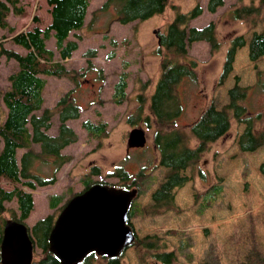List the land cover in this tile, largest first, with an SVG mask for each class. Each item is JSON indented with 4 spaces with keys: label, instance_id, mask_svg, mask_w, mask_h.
<instances>
[{
    "label": "rangeland",
    "instance_id": "1",
    "mask_svg": "<svg viewBox=\"0 0 264 264\" xmlns=\"http://www.w3.org/2000/svg\"><path fill=\"white\" fill-rule=\"evenodd\" d=\"M103 1L89 0L83 26L69 32L68 37L78 42L69 57L59 56L52 35L45 42L53 49L54 59L72 69L74 77L45 75L42 107H54L69 91L70 97L81 108L77 118L67 121L78 135L76 141L61 149L70 159L56 171L55 182L31 190L35 204L26 219L30 233L31 224L53 210L48 203L50 194L69 196L84 187V177L118 186H138L135 179L140 180L139 177L144 175L141 186H138L141 193L135 198V205L139 208L132 217L139 238L122 254L121 264H152L156 257L151 250L144 249L143 241H149L153 235L160 237L162 250L174 253L170 264H237L251 249L264 254V174L259 170V164L264 160V144L255 150H242L237 139L244 124L235 118H231L229 130L208 142L197 160L184 170L189 178L176 189L174 205L147 212L151 205L148 202L152 201L151 193L168 169L158 164L159 151L153 142L158 125L149 110V97L160 76V62L164 55L173 61L194 59L196 62L194 75L186 74L176 85L182 108L172 124L166 125L169 128L184 129L187 134L188 124L208 104L221 108L228 102L227 90L236 79L239 85L247 86L245 101L248 108L262 110L264 120V86L259 84L264 81V55L252 60L248 57L247 44L238 47L232 69L222 83H217L231 37L243 33L248 39L254 29L261 27V24L251 26L249 18H234L233 7L251 1L257 3L258 0H224L214 12L207 9V0H168L162 12L127 23L116 20L117 10L113 6L101 7ZM196 1L203 10L189 24L202 26L210 20L215 21L220 41L218 48L213 52L207 40H195L188 45L184 55L171 54L164 48L158 52V33L166 31L168 22L178 10L186 11ZM20 3L26 8V15H16L11 10L8 15V21L15 29L31 25L34 14L39 16L42 25L49 22L47 0H20ZM0 33L7 36L3 40L4 46L26 51L11 41L8 30L0 29ZM111 37L116 39L115 45L110 43ZM91 47L96 49L95 55L85 56L84 52ZM112 50L115 54L108 58L107 54ZM16 68L15 59L0 56L1 91L9 86L8 75ZM258 69L262 71L259 80ZM121 71L128 72L126 94L123 101L117 103L112 97L113 84ZM0 106L2 116L5 107L1 99ZM140 106L142 117L147 115L150 124L139 117ZM85 119L105 123V133L98 137L91 135L82 126ZM58 125V116L54 113L48 132L56 133ZM133 126L143 127L147 140L144 146L126 151L127 135ZM196 142L191 135L190 145ZM22 151L23 148L17 149V156ZM93 165L98 166L97 173L91 172ZM119 169L127 172V179L110 174ZM49 172L46 170V174ZM4 184L10 186L6 181ZM218 185L220 190L208 204L202 205L203 195ZM5 205L4 218H10L16 202L12 199L5 201ZM2 218L3 214H0ZM33 252L35 257L42 254L37 246Z\"/></svg>",
    "mask_w": 264,
    "mask_h": 264
},
{
    "label": "trees",
    "instance_id": "2",
    "mask_svg": "<svg viewBox=\"0 0 264 264\" xmlns=\"http://www.w3.org/2000/svg\"><path fill=\"white\" fill-rule=\"evenodd\" d=\"M167 2L168 0H104L101 7L113 6L117 10L116 20L127 23L162 12ZM223 3L224 0H207L206 7L214 12ZM47 4L49 22L42 25L39 16L34 14L33 23L29 27L16 30L8 21L9 12L11 10L16 15L24 16L27 13L26 8L21 5L20 0H0V29L8 30L11 41L26 49V52L22 53L4 46L3 40L7 36L0 33V56L5 55L6 58H13L17 62V68L8 75L9 86L3 91L0 90V99L5 107L3 115L0 116V214L1 216L3 214V218L0 219V240L2 225L6 219L5 201L14 199L16 207L11 210V218L27 223L26 219L34 208L31 189L55 182L56 171L70 159L68 154L61 152V149L76 141L78 137L67 121L77 118L81 107L70 97L69 91L58 99L54 107H42L45 75L74 77L72 69L54 59L53 49L47 47L45 42L52 35L59 56L69 57L78 47V42L69 38L68 34L71 30L83 26L89 0H47ZM202 10L198 1L186 11L178 10L174 18L168 22L166 31L158 33L160 45L158 52L164 48L171 54L184 55L188 45L195 40H207L211 51L214 52L220 45L215 21L210 20L202 26L189 24V21ZM233 13L234 18L245 20L249 18L251 26L261 24V27L254 29L248 39L243 33H236L231 37L217 83H222L232 69L238 47L247 44L248 57L252 60L264 55V0L235 6ZM109 41L112 45L116 44L113 37ZM95 53L96 49L92 47L84 52L85 56H92ZM114 54L112 50L107 57L111 58ZM87 62L89 64L90 60L87 59ZM195 63L194 59L173 61L168 55H164L160 62V76L149 97V110L158 125L153 136V142L159 151L158 164L168 169L164 179L151 193L154 203L149 205L147 212L174 205L176 189L189 178L184 170L197 160L208 142L216 140L229 130L231 118L244 124L237 139L242 150H255L264 144L263 111H252L248 108L245 101L247 86L239 85L237 79L227 90L228 102L221 108H217L213 103L208 104L200 115L188 124L187 134L184 129L166 126L172 124L182 108L176 85L186 74L194 75ZM261 73L262 71L258 69V80ZM127 74V71H121L113 84L112 97L117 103H121L125 97ZM259 84L264 86V81H260ZM140 111L141 106L138 115L150 124L149 117L147 115L142 117ZM54 113H57L59 125L56 133L52 134L48 132V128ZM82 126L93 136L98 137L105 133L103 122L93 123L85 119ZM191 135L197 140L193 146L189 143ZM19 148H23V151L17 156ZM48 169L50 172L46 174ZM259 170L264 174V160L260 162ZM91 172L97 173L98 166L93 165ZM110 174L118 175L123 180L128 176L123 169ZM141 175L142 173L139 176ZM143 178L144 175L139 177L140 180L135 179L138 186H141ZM83 180L85 187L96 181L89 177H84ZM5 181L10 186H6ZM218 190L220 185L203 195L202 205L208 204ZM73 194L64 197L61 193H52L49 195L50 204L58 206ZM54 217V213H48L31 225V238L42 253L35 257L33 252L31 264H59L48 249V234ZM143 242L145 246L151 244L148 240ZM164 254L174 257L172 251ZM237 264H264V254L257 249H251Z\"/></svg>",
    "mask_w": 264,
    "mask_h": 264
},
{
    "label": "water",
    "instance_id": "3",
    "mask_svg": "<svg viewBox=\"0 0 264 264\" xmlns=\"http://www.w3.org/2000/svg\"><path fill=\"white\" fill-rule=\"evenodd\" d=\"M147 140L143 127L133 126L126 147H142ZM137 189L101 181L70 196L54 219L48 234V249L59 264H75L92 250L117 256L134 240L127 223L130 203ZM33 240L28 225L6 218L0 240L1 264H31Z\"/></svg>",
    "mask_w": 264,
    "mask_h": 264
},
{
    "label": "flooded vegetation",
    "instance_id": "4",
    "mask_svg": "<svg viewBox=\"0 0 264 264\" xmlns=\"http://www.w3.org/2000/svg\"><path fill=\"white\" fill-rule=\"evenodd\" d=\"M130 148H132V147H129V148L126 147V151H129ZM113 185H115V184H113ZM115 186H118V185H115ZM119 186L123 187V188H128V189L135 187L137 189L136 194L130 203V207H129V211H128V218H127V223L131 226V228L134 232V236H135L134 240L130 244H128L127 246H124L117 256L111 257L108 255L98 253L95 250H92L89 253H87L80 261H78L75 264H121L122 262H121L120 258L122 256V254L135 243L134 241L137 238H139L137 235L136 229L134 227V224L132 222V217H133V213H134L135 209L139 208L135 205V204H137L135 202V198L141 193L140 188L136 185H130V186L129 185H119ZM85 188L86 187L84 186L80 190H77L74 192L76 193V192L82 191ZM65 202L66 201L59 203L58 206H52L50 204V201H48L49 206L53 209L50 213H54L55 217H56L57 214L59 213V211L61 210L62 206L65 204ZM148 203H154V201H150ZM55 217H54V219H55ZM2 228H3V225H2ZM29 229H30V227H29ZM1 235H2V230H1ZM30 235H31V233H30ZM148 239H149L151 244L149 246H145L144 249L151 250L152 253H154V256L156 257V259L152 262V264H170L171 261L173 260V255H171V257H169V256L164 254L165 252H168V251L162 250L160 248L161 247V245L159 243L160 237H158L157 235H153V236H150ZM33 244H34V247L37 246L34 242H33ZM144 264H151V263L150 262L149 263L144 262ZM175 264H178V263H175Z\"/></svg>",
    "mask_w": 264,
    "mask_h": 264
},
{
    "label": "crops",
    "instance_id": "5",
    "mask_svg": "<svg viewBox=\"0 0 264 264\" xmlns=\"http://www.w3.org/2000/svg\"><path fill=\"white\" fill-rule=\"evenodd\" d=\"M49 15H50V13H49ZM30 26V25H29ZM29 26H27V27H29ZM26 26H24V27H22V28H20V29H16V30H22V29H25V28H27ZM17 44V43H16ZM20 45V44H19ZM17 51V50H16ZM26 52V51H25ZM22 53H24V52H22ZM32 190V189H31ZM32 192V191H31ZM33 200H34V196H33ZM61 203V202H60ZM34 204H35V202H34ZM48 214V213H47ZM46 215V214H45ZM44 215V216H45ZM43 217V216H42ZM27 221V220H26ZM36 221V220H35ZM34 221V222H35ZM32 225V224H31Z\"/></svg>",
    "mask_w": 264,
    "mask_h": 264
}]
</instances>
